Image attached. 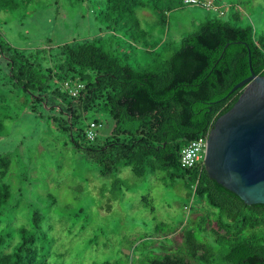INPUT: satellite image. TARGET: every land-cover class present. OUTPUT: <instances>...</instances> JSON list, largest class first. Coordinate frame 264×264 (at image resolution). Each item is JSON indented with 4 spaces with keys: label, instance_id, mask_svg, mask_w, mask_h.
<instances>
[{
    "label": "trees",
    "instance_id": "obj_1",
    "mask_svg": "<svg viewBox=\"0 0 264 264\" xmlns=\"http://www.w3.org/2000/svg\"><path fill=\"white\" fill-rule=\"evenodd\" d=\"M35 1L0 0V11L26 12ZM64 1L71 6L87 3L106 29L146 47L149 33L139 10L153 8L158 24H165V12L180 0ZM241 5L230 1L226 12L221 8V14L206 18L181 38L169 58L162 44L159 52L148 50L154 56L146 66L132 65L128 56L105 50L99 36L22 49L0 34V134L6 123H18L27 108L39 124L44 151L62 154L55 148L61 140L102 176L129 166L139 177L182 180L197 200L196 206L184 205L190 217L180 227L167 231L161 223L164 228L157 230L161 238H171L170 244L175 233L180 235L175 251L152 254L139 264H264V204H246L210 178L203 164L187 168L180 162L181 148L205 135L235 103L243 88L230 91L250 75V68L264 74V34L257 36L253 26L241 24ZM78 83L80 89L71 95L69 87ZM20 93L25 96L21 108L10 97ZM97 115L111 121L103 137ZM92 121L100 127L89 139ZM23 161L29 167L19 173ZM12 163L15 173L9 170ZM34 167L32 155L24 156L21 144L0 152V264H51L48 249L53 238L42 233L43 214L34 209L25 215L28 227L16 224L22 195L13 179L25 182ZM41 197L49 205L58 204L51 193ZM143 200L153 210L147 196ZM93 264L128 263L105 259Z\"/></svg>",
    "mask_w": 264,
    "mask_h": 264
},
{
    "label": "rangeland",
    "instance_id": "obj_2",
    "mask_svg": "<svg viewBox=\"0 0 264 264\" xmlns=\"http://www.w3.org/2000/svg\"><path fill=\"white\" fill-rule=\"evenodd\" d=\"M218 1L226 12L225 7L235 0ZM237 1L242 3L238 6L241 24L253 26L257 36L263 35L264 1ZM138 15L149 33L146 47L142 41L131 44L120 34L106 29L95 19V12L87 3L71 6L64 0H36L26 12L0 11V34L22 49L99 36L105 50L128 56L132 65L146 66L154 56L148 50L159 52L162 44L163 54L169 58L173 47L185 34L195 31L200 23L216 16L217 12L176 1L165 12V24H158L159 16L153 8L139 10ZM10 97L20 108L25 105L22 93ZM22 114L25 115L18 123L5 124L0 134V152L21 144L23 155H32L35 167L30 170L31 178L23 183L19 178L13 179V187L16 191L21 189L22 195L15 211L16 224L28 227L25 215L34 209L43 214L42 233L49 232L53 238L48 249L51 264H93L105 259L139 264L152 254L175 251L180 235L175 233L170 244L171 238H161L157 230L164 228L162 224L167 226V231L177 229L189 216L188 206L184 205H197L182 180H159L157 175L139 177L129 166H121L114 175L102 176L95 165L83 161L75 150L64 147L61 140L55 143V148H60L62 154L44 151V142H39L42 137L39 124L28 114L27 108L22 109ZM97 119L103 123L100 130L103 137L109 133L111 121L103 115H97ZM44 136L51 140L47 134ZM37 143V151H34ZM25 167H29L27 161L21 163L19 171L12 163L9 170L20 173ZM47 193H51L58 204L44 202L41 196ZM144 196L153 210L145 205ZM77 212L79 218L73 215ZM191 217L197 220V214ZM137 244L138 249L134 250Z\"/></svg>",
    "mask_w": 264,
    "mask_h": 264
},
{
    "label": "water",
    "instance_id": "obj_3",
    "mask_svg": "<svg viewBox=\"0 0 264 264\" xmlns=\"http://www.w3.org/2000/svg\"><path fill=\"white\" fill-rule=\"evenodd\" d=\"M243 91L209 129L203 165L210 178L246 204H264V74L236 83Z\"/></svg>",
    "mask_w": 264,
    "mask_h": 264
},
{
    "label": "built area",
    "instance_id": "obj_4",
    "mask_svg": "<svg viewBox=\"0 0 264 264\" xmlns=\"http://www.w3.org/2000/svg\"><path fill=\"white\" fill-rule=\"evenodd\" d=\"M183 5H199L208 10H213L218 13H222L221 7L217 4L216 0H180ZM65 86L68 87V83H65ZM81 84L78 83L74 87H69V92L71 95H76L77 91L80 89ZM100 127V124L92 121L89 123L87 130V136L89 139H94L97 128ZM210 129V128H209ZM209 130L205 135L199 136L196 139L191 140L187 145L181 148L180 151V162L182 166L191 168L199 166L203 163V155L205 152V147L207 143Z\"/></svg>",
    "mask_w": 264,
    "mask_h": 264
}]
</instances>
